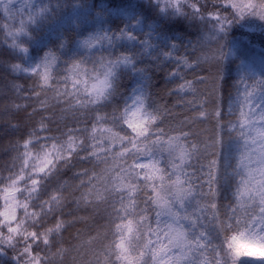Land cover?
<instances>
[{"label":"snow or ice","instance_id":"1","mask_svg":"<svg viewBox=\"0 0 264 264\" xmlns=\"http://www.w3.org/2000/svg\"><path fill=\"white\" fill-rule=\"evenodd\" d=\"M254 31L264 32V0H0L2 42L19 61L0 96V128L17 137L0 168V264H264V52L247 40ZM237 60L229 85L225 64ZM156 71L183 119L153 101ZM124 74L135 81L128 94ZM205 122L210 134L193 130ZM81 161L93 168L65 180ZM78 223L87 239L77 229L78 242L66 240Z\"/></svg>","mask_w":264,"mask_h":264},{"label":"trees","instance_id":"2","mask_svg":"<svg viewBox=\"0 0 264 264\" xmlns=\"http://www.w3.org/2000/svg\"><path fill=\"white\" fill-rule=\"evenodd\" d=\"M89 2L90 3L95 2L99 6L103 7L105 5L113 6L117 3H124L125 0H89ZM133 2H135V0H133ZM113 19H114V23H119V20H116L115 18H113ZM243 31L244 30H240V32H243ZM240 32H237L236 35L239 36ZM33 35H36L37 38H39V36H43L44 33L41 32L38 35L34 33ZM246 36H247V40L250 41L251 45L254 46L253 47L254 52H256V53L264 52V32H260V31L248 32V33H246ZM72 38H73L72 33H70V32L65 33V40L66 41H68ZM190 38L194 39L195 37L192 36ZM44 39H45V41L51 40L52 43L49 44L50 47L56 43V39H55L54 35L51 37H44ZM2 41H3V34L0 33V96H3L5 93L4 85L11 82L15 76L19 75V74L9 73L6 70L7 67L10 65V63H16L19 61L11 56L10 50L4 45V43ZM38 50H39L38 46H33L32 47V55H36ZM239 63L240 62L237 60L235 63L228 64L226 62V64H225V73L224 74L227 78H229V85L232 83V80L237 78V76H238V64ZM148 64H149V61L145 60L144 64L140 65V67H144ZM214 72H215V69L213 68V69H209L208 73H200V74L201 75H205V74L210 75ZM164 76H165V72H163V71H156L153 73L152 87L150 89L152 99L156 104L167 105L170 109H172L174 114H178L177 120L183 119L182 113L184 112V110L180 106L173 108V105L175 104L176 98L174 96H170L168 94V89L174 87V85L166 84ZM188 78L190 79L191 75H189ZM121 79H122V87H121L120 91L124 94L130 93L131 88L135 86V81L131 78V75H129V74H124ZM15 82L18 84L24 85L25 88H28L31 85V81L24 80L23 78L16 79ZM228 91H229L228 86H225V89H224V98H225L224 102H225V104L227 103ZM118 102L122 103V100H118ZM3 103H6V101L0 100V104H3ZM33 103H35V102L33 101ZM111 110H112V108L110 106L107 109V111L110 112ZM29 111H31V108H29ZM188 115H191V113H188ZM7 119H8V117L6 115L0 117V124H3L4 121ZM36 119H39V117H36ZM65 119H67L70 126H76L75 122L73 120H71L70 117L65 118ZM83 120H84V118H81L82 122L80 125H78L79 127H84ZM13 122H15V121H13ZM176 122H177L176 120H172L171 118H169V119L165 120V122L161 125V127H164L167 130L170 124L175 125ZM60 127L63 128V123L60 124ZM56 128H57V125L55 123H53L51 125L52 131L49 133V135H58L59 133L56 131ZM204 129L210 130L211 125L208 124L207 122H205L203 124L196 125V127L193 130L197 131V132H202L203 135L210 134L209 132H203ZM8 131L9 130L7 128H0V168H3L5 165L9 164L11 162L12 155H14L10 151L9 141L15 140L17 137L11 136V135H6V132H8ZM100 167L102 168V167H104V165L101 164ZM85 168L91 170L93 168V163H89L88 161L78 162L76 167L72 168L71 171L67 172L64 175V179L65 180L69 179L70 177L73 176L74 173H77V172H79ZM96 170L99 171V168ZM4 175H7V172H4ZM78 182H79L78 180H71L70 181V183L73 185H75ZM0 195H2V193H0ZM2 204H3V202H2V200H0V210H2ZM66 211H67V209H66ZM78 214L82 215V216L86 215V213H84L83 211H81ZM68 218L70 219V217H68ZM77 229H79L82 233H84L85 234L84 239H87L88 228L83 223H78L75 225L74 228H70L69 231L64 234L65 239L66 240L70 239L73 243H77L78 241L75 239Z\"/></svg>","mask_w":264,"mask_h":264}]
</instances>
